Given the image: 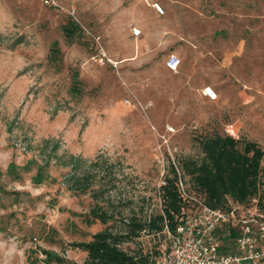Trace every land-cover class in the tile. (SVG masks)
I'll use <instances>...</instances> for the list:
<instances>
[{
    "label": "rangeland",
    "instance_id": "obj_1",
    "mask_svg": "<svg viewBox=\"0 0 264 264\" xmlns=\"http://www.w3.org/2000/svg\"><path fill=\"white\" fill-rule=\"evenodd\" d=\"M56 2L0 0V264L84 262L77 243L161 211L174 161L199 194L181 166L201 160L208 135L264 149V0ZM95 160L91 191L69 190ZM97 203L116 218L95 220ZM164 238L144 232L123 246L151 252Z\"/></svg>",
    "mask_w": 264,
    "mask_h": 264
},
{
    "label": "trees",
    "instance_id": "obj_2",
    "mask_svg": "<svg viewBox=\"0 0 264 264\" xmlns=\"http://www.w3.org/2000/svg\"><path fill=\"white\" fill-rule=\"evenodd\" d=\"M200 147L203 152L201 160L187 159L181 166L183 172L190 175L191 185L199 192L198 195L211 207H225L230 200L245 206L255 198L258 207L264 211V149L259 143L216 132L204 137ZM72 161L77 167L82 166L81 158H72ZM91 168L95 172L89 170L67 179L68 189L77 193L91 191L96 173L101 168L99 161L91 162ZM38 177L34 180L38 181ZM177 177L176 168L172 165L171 173L166 176L167 184L160 187L161 211L140 215L133 212L124 217L126 221L120 230L106 228L95 232L91 239L77 243L88 252L84 262L78 264H152L151 252L129 250L123 243L144 232L163 233L166 225L175 229L190 206L179 190ZM105 189L94 190L93 197L99 200ZM91 216L102 223L116 218L114 212L99 203L92 208ZM236 234L233 231L224 236L225 242Z\"/></svg>",
    "mask_w": 264,
    "mask_h": 264
},
{
    "label": "built area",
    "instance_id": "obj_3",
    "mask_svg": "<svg viewBox=\"0 0 264 264\" xmlns=\"http://www.w3.org/2000/svg\"><path fill=\"white\" fill-rule=\"evenodd\" d=\"M49 5H58L56 0H45ZM154 8L164 13L160 3ZM134 34L140 35V28H133ZM104 55L99 58L104 63ZM181 58L172 53L168 56L167 67L178 70ZM203 93L209 99H216L217 92L211 87ZM170 131L174 129L169 128ZM177 171V184L182 196L190 203L184 218L175 229L166 225L164 239L156 251H151L152 264H264V211L256 204L254 211L247 214L240 209L244 206L230 202L225 207H211L205 199L188 189V184L181 169L174 161ZM167 184L166 176L161 186ZM160 186V187H161ZM235 231L237 234L225 242L224 236ZM229 247V248H227Z\"/></svg>",
    "mask_w": 264,
    "mask_h": 264
},
{
    "label": "crops",
    "instance_id": "obj_4",
    "mask_svg": "<svg viewBox=\"0 0 264 264\" xmlns=\"http://www.w3.org/2000/svg\"><path fill=\"white\" fill-rule=\"evenodd\" d=\"M206 98H208L207 96H206ZM209 99V98H208Z\"/></svg>",
    "mask_w": 264,
    "mask_h": 264
}]
</instances>
